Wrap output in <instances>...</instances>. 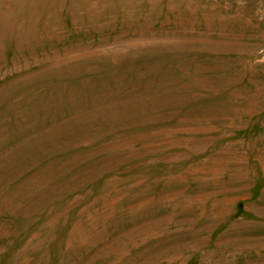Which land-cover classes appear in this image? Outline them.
<instances>
[{"label": "rangeland", "instance_id": "1", "mask_svg": "<svg viewBox=\"0 0 264 264\" xmlns=\"http://www.w3.org/2000/svg\"><path fill=\"white\" fill-rule=\"evenodd\" d=\"M0 264H264V0H0Z\"/></svg>", "mask_w": 264, "mask_h": 264}]
</instances>
